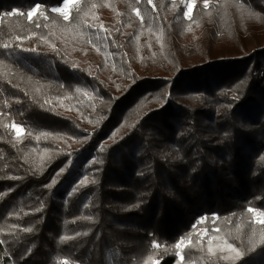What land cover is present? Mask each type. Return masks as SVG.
I'll list each match as a JSON object with an SVG mask.
<instances>
[{"label": "trees", "instance_id": "16d2710c", "mask_svg": "<svg viewBox=\"0 0 264 264\" xmlns=\"http://www.w3.org/2000/svg\"><path fill=\"white\" fill-rule=\"evenodd\" d=\"M61 6L0 0V264H264V0Z\"/></svg>", "mask_w": 264, "mask_h": 264}, {"label": "snow or ice", "instance_id": "6c2138e0", "mask_svg": "<svg viewBox=\"0 0 264 264\" xmlns=\"http://www.w3.org/2000/svg\"><path fill=\"white\" fill-rule=\"evenodd\" d=\"M61 2H62V7H53L52 9H51V11L52 12H56V13H59V14H61L62 16H63V18L65 19V20H68L69 19V12H68V8H69V6L70 5H72L73 3H74V0H61ZM149 2L151 3V0H149ZM193 6L194 5H192V4H190L189 6H188V10H187V12H186V17L188 18V19H191V16H192V8H193ZM205 6H207V0H205ZM40 5L39 4H36L34 7H33V9L31 10V11H29L28 12V19L29 20H31L32 19V17L37 13V12H39V10H40ZM13 14H15V13H13ZM137 15H139V10H137ZM39 26V25H38ZM4 47H8V45H4ZM32 51H35V49H32ZM13 129H15V131H16V134H17V136L19 137L22 133H23V131H24V129H23V127H20V126H18L17 124H12V126H11ZM86 179V178H85ZM84 181H81V183H83ZM52 184H55L56 183V181L55 180H53L52 182H51ZM49 186H51V185H49ZM248 211H254V209H251V208H249L248 209ZM201 222H203V221H201ZM260 223H264V220H261V221H259ZM27 231H31V229H27ZM0 243H3V241H0ZM189 243H191V241L189 240ZM184 244V241H183V239H181L180 240V242L179 243H177L176 244V247L177 248H180L182 245ZM155 247H159V245L157 244V245H154ZM228 247L230 248V249H232L233 251H236V249H234V248H232V246L231 245H228ZM237 255H241L239 252H237ZM180 259H181V261H183V259H184V257H183V255H181V257H180Z\"/></svg>", "mask_w": 264, "mask_h": 264}, {"label": "rangeland", "instance_id": "374dc122", "mask_svg": "<svg viewBox=\"0 0 264 264\" xmlns=\"http://www.w3.org/2000/svg\"><path fill=\"white\" fill-rule=\"evenodd\" d=\"M75 1H77V0H74V2H75ZM197 1H205V0H189V5H190V4L194 5ZM207 2H208V0H207ZM62 6H63V5H62ZM62 6H61V7H62ZM71 6H72V5H70L69 8H68V12H69V9H70ZM193 7H194V6H193ZM192 9H193V8H192Z\"/></svg>", "mask_w": 264, "mask_h": 264}]
</instances>
